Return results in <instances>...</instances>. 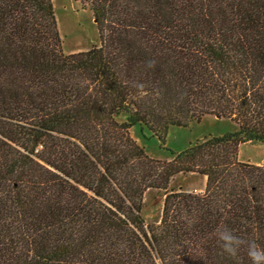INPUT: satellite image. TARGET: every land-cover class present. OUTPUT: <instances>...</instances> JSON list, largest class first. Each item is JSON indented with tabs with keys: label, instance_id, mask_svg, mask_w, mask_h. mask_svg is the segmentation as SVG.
I'll return each mask as SVG.
<instances>
[{
	"label": "trees",
	"instance_id": "1",
	"mask_svg": "<svg viewBox=\"0 0 264 264\" xmlns=\"http://www.w3.org/2000/svg\"><path fill=\"white\" fill-rule=\"evenodd\" d=\"M80 2L99 45L67 54L52 0H0V264H251L216 230L264 247V158L238 156L264 144V0ZM206 115L237 131L169 160L130 136L164 147ZM180 173L203 192L169 189ZM148 189L164 190L150 224Z\"/></svg>",
	"mask_w": 264,
	"mask_h": 264
},
{
	"label": "rangeland",
	"instance_id": "2",
	"mask_svg": "<svg viewBox=\"0 0 264 264\" xmlns=\"http://www.w3.org/2000/svg\"><path fill=\"white\" fill-rule=\"evenodd\" d=\"M52 4L64 53L79 52L99 45L100 37L96 20L89 7L83 6L80 0H52ZM125 118L126 115L121 114L116 119L122 122ZM236 131L237 125L231 118L206 115L201 120L190 122L187 127H170L165 135L164 147L156 137L151 136L150 131L139 125H133L130 128V136L138 145L144 147L150 157L169 160L171 157L167 149L174 152L184 151L189 144L197 140L201 141L209 135L220 136ZM238 156L246 162L260 164L264 158V144L243 142L239 146ZM202 177L197 174L182 175L180 173L172 179L168 188L202 193L204 190ZM163 198L164 190L148 189L144 193L141 216L148 224L159 221L162 215Z\"/></svg>",
	"mask_w": 264,
	"mask_h": 264
},
{
	"label": "clouds",
	"instance_id": "3",
	"mask_svg": "<svg viewBox=\"0 0 264 264\" xmlns=\"http://www.w3.org/2000/svg\"><path fill=\"white\" fill-rule=\"evenodd\" d=\"M146 66L148 68H153L155 62L149 60L146 62ZM139 87L142 89L143 85ZM216 239L223 253L227 254L229 257L237 259L241 248L246 246V254L251 264H264V247H261L254 240L247 241L243 239L227 226L216 230Z\"/></svg>",
	"mask_w": 264,
	"mask_h": 264
},
{
	"label": "crops",
	"instance_id": "4",
	"mask_svg": "<svg viewBox=\"0 0 264 264\" xmlns=\"http://www.w3.org/2000/svg\"><path fill=\"white\" fill-rule=\"evenodd\" d=\"M202 179H203L202 188H204V185L206 184V177H202Z\"/></svg>",
	"mask_w": 264,
	"mask_h": 264
}]
</instances>
